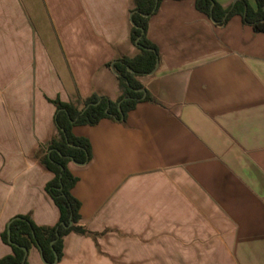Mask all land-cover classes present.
Here are the masks:
<instances>
[{"label": "crops", "instance_id": "obj_1", "mask_svg": "<svg viewBox=\"0 0 264 264\" xmlns=\"http://www.w3.org/2000/svg\"><path fill=\"white\" fill-rule=\"evenodd\" d=\"M133 6L0 0V258L12 218L58 222L39 155L57 132L49 99L119 98L114 64L138 53ZM147 37L159 59L139 80L152 99L124 121L73 128L92 155L69 164L72 193L97 236L65 235L57 264H264V33L239 15L220 25L196 0H162ZM28 260L42 264L40 250Z\"/></svg>", "mask_w": 264, "mask_h": 264}, {"label": "trees", "instance_id": "obj_2", "mask_svg": "<svg viewBox=\"0 0 264 264\" xmlns=\"http://www.w3.org/2000/svg\"><path fill=\"white\" fill-rule=\"evenodd\" d=\"M161 1L133 0L130 41L137 47L138 53L133 57L123 56L114 64L121 90L118 99L112 100L96 93L86 98L77 93L68 102L59 98L49 99L56 106L57 132L48 143L40 145L39 155L42 163L53 173L45 189L59 209V220L53 226H45L36 224L29 214L12 218L11 242L9 227L1 234L2 240L12 247V253L0 258V264H31L28 256L23 263L24 248L30 251L34 247L41 248L45 260L52 263L55 252L59 260L62 258L64 236L68 233L97 236L79 223L81 203L72 193L78 178L70 170L69 164L72 161L85 164L92 155L90 141L76 136L73 128L76 125H96L104 118L124 121L139 101L152 99L148 93L144 97V86L139 78L151 73L158 63L159 52L148 39L147 29L149 18ZM196 6L220 25L226 24L232 16L239 15L254 31L264 33V0H256V6H252L248 0H236L227 8L216 0H196ZM70 221H73V225L68 227Z\"/></svg>", "mask_w": 264, "mask_h": 264}, {"label": "water", "instance_id": "obj_3", "mask_svg": "<svg viewBox=\"0 0 264 264\" xmlns=\"http://www.w3.org/2000/svg\"><path fill=\"white\" fill-rule=\"evenodd\" d=\"M144 92H145V91H144ZM144 96H145V95H144ZM73 162H74V163H77V162H75V161H73ZM77 164H79V163H77ZM72 225H73V221H70L68 227H70V226H72ZM8 227H9V229H8L9 241L11 242L10 223H9ZM54 243H55V240L52 241V244H54ZM24 250H25V257H24V259H23V263L26 261L27 256H28V253H29V251H28L27 248H24ZM39 250H40V257H41V260H42V262H43L44 264H57V263H58L59 258H58V254H57L56 252H55V260H54V262L49 263V262H47V261L45 260L42 249L39 248Z\"/></svg>", "mask_w": 264, "mask_h": 264}, {"label": "rangeland", "instance_id": "obj_4", "mask_svg": "<svg viewBox=\"0 0 264 264\" xmlns=\"http://www.w3.org/2000/svg\"><path fill=\"white\" fill-rule=\"evenodd\" d=\"M184 261H185L184 264H193L192 259H184ZM42 264L44 263L42 262ZM152 264H167V262H166V259L156 257L152 259ZM174 264H176V259H174Z\"/></svg>", "mask_w": 264, "mask_h": 264}]
</instances>
